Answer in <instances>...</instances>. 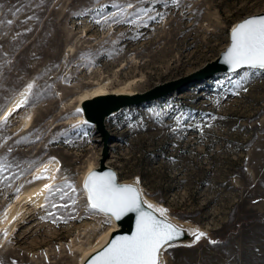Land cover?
<instances>
[{
  "label": "rangeland",
  "instance_id": "rangeland-1",
  "mask_svg": "<svg viewBox=\"0 0 264 264\" xmlns=\"http://www.w3.org/2000/svg\"><path fill=\"white\" fill-rule=\"evenodd\" d=\"M128 3L117 19L134 23L105 22ZM262 10L264 0H0V112L26 100L0 121V218L46 159L58 161L49 184L60 189L0 234V264H79L111 224L88 207L84 182L104 142L75 118L81 94L187 77L226 48L233 23ZM105 124L119 179L206 231L166 248L163 264H264V70L193 80Z\"/></svg>",
  "mask_w": 264,
  "mask_h": 264
},
{
  "label": "snow or ice",
  "instance_id": "snow-or-ice-1",
  "mask_svg": "<svg viewBox=\"0 0 264 264\" xmlns=\"http://www.w3.org/2000/svg\"><path fill=\"white\" fill-rule=\"evenodd\" d=\"M170 2L177 6L179 4V0ZM131 8L132 3H128L126 7L121 6L119 12L110 13L104 20L107 22L111 19L113 23H134L117 19L118 16L129 15L127 9ZM152 18L154 17H150ZM224 61L233 71L242 67L264 70V15L246 19L232 29L231 45L224 54ZM31 88L32 85L29 84L28 89ZM25 102L26 100H23L20 103ZM19 106L18 104L17 107ZM79 111L77 109V112ZM3 167L4 165L0 164V169ZM44 187L49 190V195L60 191L50 184H45ZM84 189L87 193L88 207L93 210L110 214L116 220H120L127 213H137L135 230L131 235L116 236L107 247L91 259L90 264H160V255L170 246L169 242L180 234L177 225L158 219L151 212L143 211L137 188L131 184H118L112 172L90 173L84 182ZM63 198L62 195L61 199ZM72 203L75 204L76 201L73 200ZM157 211L164 215L167 210L160 208ZM204 235L198 232L196 239L199 240Z\"/></svg>",
  "mask_w": 264,
  "mask_h": 264
},
{
  "label": "water",
  "instance_id": "water-1",
  "mask_svg": "<svg viewBox=\"0 0 264 264\" xmlns=\"http://www.w3.org/2000/svg\"><path fill=\"white\" fill-rule=\"evenodd\" d=\"M262 15H264V10L257 12V13L250 14V15H246L241 20L233 23L229 30V43L226 46V48L222 50L215 59L208 62L201 69L195 71L194 73H192L191 75L187 77H183L177 80L159 84L145 92L106 93V94L98 95L94 97L93 99L81 100L78 103L77 107L81 111L84 120L87 121L88 124H91L95 127L97 133H99L101 139L104 142L103 153H102V157L100 158L99 165L93 168L90 171V173L96 172V173L102 174L105 172H112L115 174L116 182L118 184H131L134 187H136L140 193L141 209L143 211L151 212L158 219L165 220L166 222H171L172 224L178 226L180 230V234L176 236L171 242H169L170 247L178 246V245H192L198 241L196 239V234L198 232H202L206 234V231L202 228L195 227V226H192V227L183 226L181 223L176 221L177 219L173 218L167 212L164 215H161V213L157 211V209L159 208H157L154 204H152L149 200H147L143 196V193L141 192L139 183L137 181H135L132 178L131 179H119L117 171L112 166L108 165L105 162V159L108 154L107 153L108 142L111 140L110 132L106 128L105 120L111 115H113L114 113L119 112L121 109L125 107L132 106V105H140L142 103L161 98L167 95L168 93H171L173 90L182 88L183 86H185L186 84H188L189 82L193 80L208 78V77H211L221 72H233V70H230L229 65H227L224 61V54L231 45L232 29L236 25L242 23L246 19H249L252 17H258ZM242 68H246V67H242ZM148 205H152L153 207L149 208ZM106 215L111 216L110 214H106ZM111 217L116 222L118 228L111 230L106 240L104 241V243L98 248H96L95 250H93L92 252H90L89 254H87L84 260L80 264H90L91 259L94 256H96L97 253H99L105 247H107L108 244L116 236L131 235V233L135 230L137 213L135 212L127 213L124 216H122L120 220H116L115 217L113 216ZM162 262L163 261H162V254H161L160 264H162Z\"/></svg>",
  "mask_w": 264,
  "mask_h": 264
},
{
  "label": "bare ground",
  "instance_id": "bare-ground-1",
  "mask_svg": "<svg viewBox=\"0 0 264 264\" xmlns=\"http://www.w3.org/2000/svg\"><path fill=\"white\" fill-rule=\"evenodd\" d=\"M135 92L136 91L130 89V87L128 88V86L127 87L122 86L120 88H112V89H106V87L105 88L104 87H95V88H93V89H91V90H89V91H87V92H85L79 96L77 103L75 104L74 110L77 112V109H79L77 106L81 100L93 99L94 97H96L98 95H102V94H106V93H135ZM22 95L23 94L21 92V95L18 94V96L13 97L4 106V108L0 112V121L4 120L8 115L13 114L19 110V108L23 105L20 103L22 100L21 98L23 97ZM259 97L260 96H258V98ZM18 104L20 105L19 107H17ZM31 112H32V110H31ZM75 118L79 123H83V121H85L81 111L76 113ZM23 121H24V123L27 122L26 119H24ZM57 165H58L57 160L46 159V160L42 161L41 163H39L34 168L33 173H32V175L34 176L33 177L34 180L33 181L31 180L32 182H30L28 184L26 183V185L21 189V191L13 199V201H11L10 204L7 206L6 215L3 218V220L0 218L1 219V221H0V234L3 232L4 233L9 232L10 229L15 227L16 222L27 211L29 205H34L35 203H38L42 199V196L44 195V193H45L44 191L46 189L44 187V185L49 184L51 182L52 175H53L54 170L56 169ZM95 167L96 166H94V165H90L88 167V170L91 168L93 169ZM139 187H140V185H139ZM140 189H141V187H140ZM141 192L143 193L142 190H141ZM143 196L147 200H149L152 204H154L157 208H159V209L162 208L160 204L153 201L151 198L146 196L144 193H143ZM28 210H30V209H28ZM99 213L103 215L102 212H99ZM106 217L111 220V224L109 225V227H107V229H105L104 231H102L100 233V235L98 236V238L94 244L87 247L86 249H84L81 252L80 257H79V261H78L79 264L84 260V258L86 257L87 254H89L90 252H92L93 250H95L96 248H98L99 246H101L104 243V241L106 240V238H107V236L111 230L118 228L116 222L114 220H112L113 218L111 216L107 215ZM176 221L181 223L183 226H186V227L191 226L192 227V225H187L186 223L180 222L178 220H176ZM162 261H163V253H162ZM162 264H163V262H162Z\"/></svg>",
  "mask_w": 264,
  "mask_h": 264
}]
</instances>
